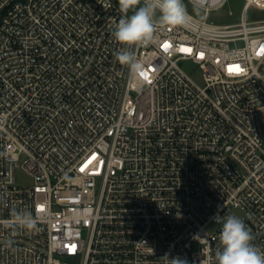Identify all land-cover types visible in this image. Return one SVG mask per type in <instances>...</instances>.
Returning a JSON list of instances; mask_svg holds the SVG:
<instances>
[{"label":"built area","instance_id":"2783aa9c","mask_svg":"<svg viewBox=\"0 0 264 264\" xmlns=\"http://www.w3.org/2000/svg\"><path fill=\"white\" fill-rule=\"evenodd\" d=\"M189 1L203 18L155 33L132 78L118 0H0V220L40 218L0 226V264H217V215L264 250V20L245 16L264 0L225 26L210 17L229 0Z\"/></svg>","mask_w":264,"mask_h":264},{"label":"clouds","instance_id":"9594fccd","mask_svg":"<svg viewBox=\"0 0 264 264\" xmlns=\"http://www.w3.org/2000/svg\"><path fill=\"white\" fill-rule=\"evenodd\" d=\"M118 3L122 15L112 35L124 47L115 53V59L127 67L132 78H139L145 64L138 57L137 49L148 47L158 31L185 25L189 16L183 0H143L140 7L137 6L141 0H118ZM0 203L6 202L0 199ZM39 219L28 209L13 208L10 218L0 220V226L15 237L21 231H37ZM214 219L222 225L214 253L217 264H264V250L253 243L255 237L241 218L217 215ZM6 244L12 247L13 240H7ZM161 260L166 264H186L179 257L169 259L167 254Z\"/></svg>","mask_w":264,"mask_h":264},{"label":"rangeland","instance_id":"374dc122","mask_svg":"<svg viewBox=\"0 0 264 264\" xmlns=\"http://www.w3.org/2000/svg\"><path fill=\"white\" fill-rule=\"evenodd\" d=\"M186 10L194 14L198 18H203V12L193 6L189 0H183ZM243 12L242 0H229V2L222 8L212 12L210 21L219 25H234L241 21ZM246 19L249 22L264 20V8L259 6L251 7L246 13ZM185 70L189 72L192 78L200 85L204 84L203 72L192 62L183 64ZM151 118L150 101L145 99L140 107L138 117L135 121L136 125H144L149 122ZM17 184L20 186L29 185L32 183L31 178L27 177L25 172L20 168L17 170Z\"/></svg>","mask_w":264,"mask_h":264},{"label":"trees","instance_id":"16d2710c","mask_svg":"<svg viewBox=\"0 0 264 264\" xmlns=\"http://www.w3.org/2000/svg\"><path fill=\"white\" fill-rule=\"evenodd\" d=\"M140 6H143V3H142V1H141V4L140 5H138L137 7H140ZM132 14V12H131V10H130V12H129V15H131Z\"/></svg>","mask_w":264,"mask_h":264},{"label":"snow or ice","instance_id":"6c2138e0","mask_svg":"<svg viewBox=\"0 0 264 264\" xmlns=\"http://www.w3.org/2000/svg\"><path fill=\"white\" fill-rule=\"evenodd\" d=\"M141 75H144V73H141Z\"/></svg>","mask_w":264,"mask_h":264}]
</instances>
